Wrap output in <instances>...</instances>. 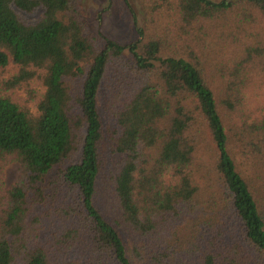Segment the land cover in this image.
<instances>
[{
  "label": "trees",
  "instance_id": "1",
  "mask_svg": "<svg viewBox=\"0 0 264 264\" xmlns=\"http://www.w3.org/2000/svg\"><path fill=\"white\" fill-rule=\"evenodd\" d=\"M142 4L137 40L100 45L75 0H0V70L17 67L1 88H43L35 112L0 91V176L18 164L0 264H264L247 99L264 92V0Z\"/></svg>",
  "mask_w": 264,
  "mask_h": 264
},
{
  "label": "rangeland",
  "instance_id": "2",
  "mask_svg": "<svg viewBox=\"0 0 264 264\" xmlns=\"http://www.w3.org/2000/svg\"><path fill=\"white\" fill-rule=\"evenodd\" d=\"M219 2L220 0H209ZM79 14L86 25L88 33L102 45L103 39L112 40L120 45L137 40V35L131 24V14L133 13L138 24L143 21L142 0H75ZM18 15L26 23H34L42 16V10L36 9L31 13L17 11ZM17 71V67L10 65L0 70V88L3 81L9 79ZM32 90L36 96L43 92V88L38 81L32 80L25 87L4 91L14 102L20 106L29 108L35 112L34 102L28 101V90ZM248 108L254 116L264 114V92L258 89H251L247 94ZM101 113L100 104H98ZM18 177V164L12 158H8L0 176V202L5 191L16 181Z\"/></svg>",
  "mask_w": 264,
  "mask_h": 264
}]
</instances>
